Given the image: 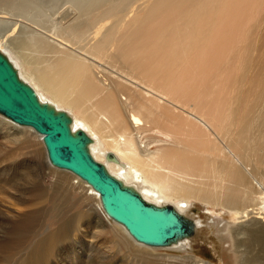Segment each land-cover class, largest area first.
Here are the masks:
<instances>
[{"label": "bare ground", "instance_id": "bare-ground-1", "mask_svg": "<svg viewBox=\"0 0 264 264\" xmlns=\"http://www.w3.org/2000/svg\"><path fill=\"white\" fill-rule=\"evenodd\" d=\"M90 1L99 0H66L61 21L54 22L46 30L47 34L29 26L19 28L12 32L9 41L1 38L0 50L40 100L66 111L71 117L72 128L82 129L91 138V155L111 174L125 184H131L147 201L158 205L170 203L181 213L189 212L194 217L198 235L211 234L206 225L210 218L208 226L213 228L219 241H227L225 233L230 236L228 239L232 237L229 246L226 245L228 249L233 245L235 250L240 249V245L248 254L247 264H264V32L259 38L263 46L256 45L261 53L257 57L253 53L246 66L244 112L235 114L233 110L229 112L225 103V100L228 102V87L216 98L213 86L204 95V91L200 92L203 96L196 92L200 90L198 87L204 76L201 73L215 62H212L213 56L232 44L234 19L230 0L215 3L207 0L201 8H193L190 13L184 7L165 10L175 16L172 18L174 25L169 29L165 27V19V22L161 19L165 15L164 7H157L152 14L160 17L151 20L152 16H147L125 54L116 53L120 44L110 32L100 34L101 27L96 28L84 20L86 14L82 5ZM118 1L101 0L98 6L96 2L92 3L90 7L94 10L90 20L114 11L120 6ZM157 1L143 0V7L148 8ZM262 2L264 4V0ZM143 16L144 12L132 15L131 25ZM80 30L81 40L76 38ZM92 35L95 37L89 39ZM222 55H217V60ZM257 62L260 64L255 66ZM212 85L216 86L215 83ZM0 119L1 126L13 129L11 124L28 130V134L38 137L41 145L39 135L29 127L14 124L1 115ZM14 133L22 132L16 130ZM22 144L15 150L27 148L30 142L25 140ZM42 151L45 156L43 148ZM106 152L112 153L117 162L106 161ZM3 157L6 161L11 155ZM12 165L16 164L13 162ZM46 166L72 177L71 187L76 185L85 193L84 207L87 202L96 200L100 209L96 193L83 181L67 171ZM11 180L5 182V186L11 190L13 187L21 196V189H15ZM76 188H70L74 196L77 195ZM20 196H15L19 198V205ZM220 211H225L228 216L216 217ZM37 215L36 210L17 216L6 215V219L12 220L8 224L14 229L15 236L0 240V251L17 249L31 239L30 235L35 236ZM101 217L133 251L188 256L157 254L161 260L142 264H211L198 256L189 257L196 249L194 240L149 247L133 241L120 225L103 213ZM66 221L60 215L48 219L50 224L46 229L49 232L39 236L40 239L37 236L31 239L32 243L36 242L34 247L18 264L60 261L58 257L67 253L64 241L73 229ZM53 226L58 228L51 231ZM229 229L233 231L232 235ZM237 238L242 239L239 244ZM59 241L63 242L57 245L56 253L55 248L51 261L43 262L42 246ZM71 255L70 258L76 260V255ZM137 259L134 264H140ZM94 261L88 264H94Z\"/></svg>", "mask_w": 264, "mask_h": 264}, {"label": "rangeland", "instance_id": "rangeland-1", "mask_svg": "<svg viewBox=\"0 0 264 264\" xmlns=\"http://www.w3.org/2000/svg\"><path fill=\"white\" fill-rule=\"evenodd\" d=\"M65 1L66 0H0V12H6L4 14L0 13V40L4 37L9 41L12 32H17L19 28L23 29L22 27L25 26H29L35 30L37 29V31L41 29L40 32L47 34L46 30L50 29L55 24L54 22L57 20V22L61 21L60 16H62L66 10V6H64ZM206 1L207 0H158L150 7L145 8L143 7V0H119L117 2V5H120L119 7L106 15L99 16L94 21L90 20L93 16L91 11L94 10V7H90V5L96 2L98 6L101 0L90 1L82 6L86 14L84 20L88 24L93 23L96 28L101 27L102 30L100 34H108L110 32L111 36L120 44L116 53L125 54V51H127L130 45L129 43L142 28L141 26L147 16H152L151 20L160 17L158 14H152V11L157 7H164L163 13L165 15H162L161 19L163 21L165 19L166 22H164L165 25H167L165 27L169 29L174 25V20H172V18L174 19L175 16L173 13H167L165 10L170 11L173 7H184L186 8V12L190 13L193 8H201ZM213 2L215 3L217 0H213ZM262 3V0H230V5H232L231 14L235 21H233L231 25L232 44H229L222 53H220V51L218 52L219 54L216 53L213 56L212 62H215L213 64L211 62L212 65L207 71L206 69L204 70L206 74L204 72H202L204 74L201 73V75L204 76L201 77L200 75L201 83L198 87L200 90L197 88L199 91H196L200 96H203L208 92V88L213 86V95L216 98L219 94L221 96L222 93H224L223 88L228 87L226 96L228 102L225 100V103L228 104L227 107L229 112L233 110L235 114H242L245 109L243 84L247 77L246 66L248 60L253 53L256 54V57L261 53V49L259 47L257 48L256 45L263 46L259 40L264 32V4ZM143 12V19L131 25L132 21L130 17L134 14L140 15ZM169 20L171 21L169 22ZM10 30L11 32H9ZM88 37L92 39L95 35ZM76 38L82 39L81 30L77 32ZM220 54H223V59L220 57L219 60H217L216 56L218 55L219 57ZM216 62H218V64ZM259 64L260 62H257L255 66ZM216 73L217 75H215ZM209 77H211V80L213 79L212 82L210 79L208 80L210 82H207ZM226 80L229 81L228 84ZM206 82L207 86L204 87L203 85H206ZM214 83L216 86L212 85ZM203 87L204 89H202ZM218 89L220 93H218ZM202 91H204L202 93L203 95L200 93ZM9 126L13 129L0 125V240L10 239L12 236H15L14 229L8 224L12 220L6 219V215L11 213V216H17L18 214L22 215L32 211L35 212L36 210L38 214V218L36 217V220L38 219V227H35L33 231V233L35 232V236L33 234L30 235L31 239L36 236L37 239H40L39 236H44L47 233L48 230L46 227L51 223V220H49V223L48 219L52 218V216L60 215L62 219L65 221L67 220L66 224H72L73 229H71V234L68 240L64 241V246H67L64 250L67 251V253L66 255L62 253L61 257H58L60 261H56L57 263L54 264H88L90 261L94 260V264H134L137 258H139L137 259L138 263L141 261L140 264H142L149 261L155 262L161 260V258L156 257L158 255L164 257H166V255L188 257L184 256L187 254L178 255L149 251L153 254L150 255L145 251H133L132 248H127L124 241L115 233L116 230H112V226L104 222V219L101 217V210L96 204V200L87 202L88 205L84 207L85 202H83V199L85 193L79 188H76L78 187L76 185H73V187L76 188L75 194L77 195L74 196L71 192L73 187H71L72 180H70V178L72 179V177L54 171L46 166V159L42 151L43 147L42 144H39L38 137L35 138L32 134H28V130L17 128L11 124H9ZM16 130L22 132L21 134L19 133L22 137H20L18 133H14ZM15 135L16 138L14 139ZM25 140L30 142V145H28L27 148L15 150L16 147L23 146L24 144L22 143H24ZM6 154H10L11 157L7 158L5 161L3 156ZM13 162L16 164L15 166L12 165ZM11 179L14 181L15 189H21L23 193L21 196L14 192L13 187L11 190V188L5 186V182L12 181ZM73 180L76 181L74 178ZM91 193L92 192L89 190L88 194L91 195ZM15 196L21 197L20 205L18 202L19 198L17 199ZM193 210H195V207ZM200 215H202L201 211ZM221 216L225 217L228 215L225 211H220L219 216L217 215L216 217ZM209 220L210 218L207 219L206 225L209 230H211V234L207 232L205 235L197 234L198 236L192 239L195 241L194 244L196 249L189 257L198 256L211 264H247L246 259L248 254L244 248L239 245L240 249H236V251L232 244L233 248L228 249L227 246H229L228 244L231 242L232 237L228 239L230 236L225 233L227 241H219L218 238H216L218 235H215L213 228L208 226L210 224ZM56 228H58V226H53L50 229L51 231H55ZM228 232L231 235L233 234L231 229H229ZM31 239L26 240L22 246L17 249L0 251V264H18L34 247L36 242L32 243ZM237 241L239 244L242 239L240 240L237 238ZM61 242L63 241L56 243L48 242L42 246L41 253L44 254L43 262L47 260H49V262L51 261L52 253ZM118 247H121L120 252L118 251ZM56 251H58V248H56L55 253ZM70 252L76 255V260L70 258L72 256ZM135 256L137 257L136 259ZM68 259H70V261H68Z\"/></svg>", "mask_w": 264, "mask_h": 264}, {"label": "water", "instance_id": "water-1", "mask_svg": "<svg viewBox=\"0 0 264 264\" xmlns=\"http://www.w3.org/2000/svg\"><path fill=\"white\" fill-rule=\"evenodd\" d=\"M0 115L39 135L47 164L88 185L97 195L101 212L133 241L166 247L197 236V225L189 212L181 213L170 203L147 201L135 187L125 184L94 159L89 150L91 138L82 129L72 128L66 111L40 100L1 50ZM104 159L117 162L110 152L104 154Z\"/></svg>", "mask_w": 264, "mask_h": 264}]
</instances>
